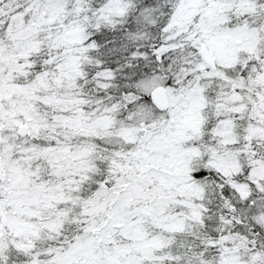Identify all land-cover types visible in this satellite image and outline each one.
I'll return each mask as SVG.
<instances>
[{
    "label": "snow or ice",
    "instance_id": "obj_1",
    "mask_svg": "<svg viewBox=\"0 0 264 264\" xmlns=\"http://www.w3.org/2000/svg\"><path fill=\"white\" fill-rule=\"evenodd\" d=\"M0 264H264V0H0Z\"/></svg>",
    "mask_w": 264,
    "mask_h": 264
}]
</instances>
